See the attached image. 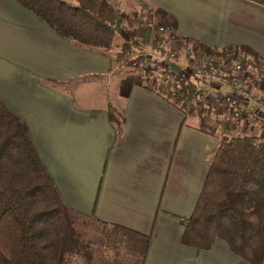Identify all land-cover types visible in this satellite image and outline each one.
Instances as JSON below:
<instances>
[{"label": "crops", "instance_id": "obj_1", "mask_svg": "<svg viewBox=\"0 0 264 264\" xmlns=\"http://www.w3.org/2000/svg\"><path fill=\"white\" fill-rule=\"evenodd\" d=\"M107 1L120 11L116 25L125 18L133 27L126 15L136 9L135 0ZM145 2L177 38L217 49L247 47L264 65L263 4ZM117 31L120 42L115 37L108 50L81 45L14 0H0V102L25 123L72 218L121 233V264H250L219 238L207 249L183 245L181 219L193 210L219 137L260 132L230 119L212 125L209 113H184L145 89L137 68L115 57L124 37ZM151 31L144 30V45L152 46V39L146 42ZM108 106L120 114L118 129L108 119Z\"/></svg>", "mask_w": 264, "mask_h": 264}, {"label": "trees", "instance_id": "obj_2", "mask_svg": "<svg viewBox=\"0 0 264 264\" xmlns=\"http://www.w3.org/2000/svg\"><path fill=\"white\" fill-rule=\"evenodd\" d=\"M41 19L60 37L89 47L108 50L117 35L119 9L107 0H14ZM264 5V0H253ZM144 30H125L115 57L137 68L145 60L141 50ZM162 42L154 36L152 47ZM177 46L202 53L207 47L184 38ZM157 49V48H156ZM160 49V48H158ZM135 50L134 57H130ZM245 63L264 79L259 57L243 46L221 48ZM156 65V64H155ZM147 68L143 87L157 91L181 109L202 90L198 79H174L157 85ZM212 98L196 112L211 111ZM108 119L118 129L120 114L112 106ZM181 243L207 249L215 238L250 264L264 255V135H222L209 160L207 174L191 214L181 219ZM140 243H135V251ZM143 247V245H141ZM143 250V248H141ZM141 250V253H142ZM88 244L80 240L72 213L60 202L42 167L23 120L0 102V264H91Z\"/></svg>", "mask_w": 264, "mask_h": 264}, {"label": "built area", "instance_id": "obj_3", "mask_svg": "<svg viewBox=\"0 0 264 264\" xmlns=\"http://www.w3.org/2000/svg\"><path fill=\"white\" fill-rule=\"evenodd\" d=\"M135 2L136 9L129 11L127 20L134 28L153 29L156 37L162 39L160 49L149 44L146 49L142 48L145 60L137 67L142 78L147 68H152L150 78L157 85L174 79L190 81L197 78L198 88L202 90L192 100L182 103L184 113L196 111L202 105L206 108L209 96L212 98L210 124L235 120L244 126H256L260 135H264V79L261 73L248 66L243 56L232 57L229 51L222 52L221 48L209 54L190 48L181 51L173 28L158 23L155 12L149 10L145 0ZM181 52L184 53L182 58Z\"/></svg>", "mask_w": 264, "mask_h": 264}, {"label": "rangeland", "instance_id": "obj_4", "mask_svg": "<svg viewBox=\"0 0 264 264\" xmlns=\"http://www.w3.org/2000/svg\"><path fill=\"white\" fill-rule=\"evenodd\" d=\"M130 25L125 18H121L116 28L121 30V36L125 35V30ZM155 35L153 31L147 35L146 42H149ZM149 38V39H148ZM117 44L120 42V38L116 36ZM117 46V45H116ZM147 45H143V50ZM189 47H186V49ZM135 50L130 57H134ZM184 53L181 52V58ZM224 122V120H223ZM256 127V126H255ZM224 133V132H223ZM231 135V134H230ZM73 219V226L77 230L80 240L83 243L88 244V249L92 254V258L95 264H121V259L126 253V247L121 243V233L109 234L106 230L101 229L97 225L87 220ZM119 241V242H117ZM125 247V248H124ZM75 264H81L80 260H75Z\"/></svg>", "mask_w": 264, "mask_h": 264}]
</instances>
